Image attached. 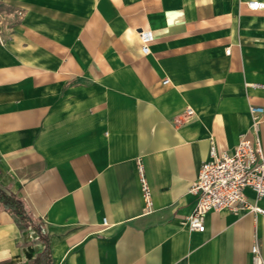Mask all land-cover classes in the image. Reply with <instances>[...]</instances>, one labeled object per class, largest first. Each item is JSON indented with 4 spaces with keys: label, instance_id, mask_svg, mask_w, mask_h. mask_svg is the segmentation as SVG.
I'll use <instances>...</instances> for the list:
<instances>
[{
    "label": "crops",
    "instance_id": "0c3cea01",
    "mask_svg": "<svg viewBox=\"0 0 264 264\" xmlns=\"http://www.w3.org/2000/svg\"><path fill=\"white\" fill-rule=\"evenodd\" d=\"M251 104L264 8L245 0H0V186L42 221L52 264H253L254 242L264 264V213L184 224L201 162L251 135ZM257 134L264 152V113ZM44 248L0 206V264Z\"/></svg>",
    "mask_w": 264,
    "mask_h": 264
},
{
    "label": "built area",
    "instance_id": "2783aa9c",
    "mask_svg": "<svg viewBox=\"0 0 264 264\" xmlns=\"http://www.w3.org/2000/svg\"><path fill=\"white\" fill-rule=\"evenodd\" d=\"M245 3L251 10L264 8V0H245ZM138 34L141 50L146 53L149 51L151 33L142 29ZM225 51L228 53L229 49ZM186 111L189 114L192 112L191 108ZM249 113L251 135L241 134L237 144L229 151H217L212 145L209 157L201 162L197 177L189 187V192L195 198L192 212L184 218V224L189 230L204 231L205 216L212 210L244 209L255 214L264 213V208L257 203L264 196V152L257 134L264 109L260 105L251 104ZM138 172L144 201L143 211L147 213L151 211L153 201L139 160ZM246 189L253 192L255 200L248 198ZM251 259L253 264H262L257 242L251 246Z\"/></svg>",
    "mask_w": 264,
    "mask_h": 264
},
{
    "label": "trees",
    "instance_id": "16d2710c",
    "mask_svg": "<svg viewBox=\"0 0 264 264\" xmlns=\"http://www.w3.org/2000/svg\"><path fill=\"white\" fill-rule=\"evenodd\" d=\"M0 206L13 218L18 228L27 227L38 233V237L45 243V248L34 258L38 264H52L50 243L47 233L43 230V223L35 218L26 204L11 191H5L0 186Z\"/></svg>",
    "mask_w": 264,
    "mask_h": 264
}]
</instances>
